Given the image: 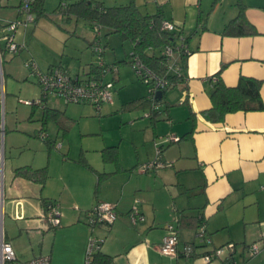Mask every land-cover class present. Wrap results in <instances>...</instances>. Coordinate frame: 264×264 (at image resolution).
<instances>
[{
	"label": "crops",
	"instance_id": "crops-1",
	"mask_svg": "<svg viewBox=\"0 0 264 264\" xmlns=\"http://www.w3.org/2000/svg\"><path fill=\"white\" fill-rule=\"evenodd\" d=\"M136 2L143 13L158 12L164 20H170L182 29L189 48L183 69L184 79L167 89L164 100L159 103L160 115L152 123L150 116L145 115L150 112L149 109H121L124 103L147 97L149 92L145 95V90L136 82L129 81L125 71L118 69L113 101L105 103L116 106V109L107 107L104 112L116 111V116L123 118L134 111H142L143 116L150 120V128H142L136 121L131 125L137 127L138 135L148 137L150 154L156 149L153 158L157 155L167 166L141 171L142 164L150 160V154L146 152L144 155L135 150L133 158H126L121 149L124 138L94 148L95 156L83 155L82 151H89V148H80L70 160L61 159L58 153L52 152L54 147L49 148L47 142L38 136L40 131L49 132L48 126L42 124L44 105L28 104L41 107H29V113L21 108L22 98L16 101L12 97L15 94L7 93L8 80L4 77L2 82L3 72H0L3 226L7 213L18 222L8 230L4 229L5 237L17 258L23 262L47 255L51 264H84L90 234L84 223L85 212L100 202H111L116 205L115 222L109 227L96 225L94 234L103 238L100 252L109 256L113 264H203L199 255L171 257L159 250L169 223L177 225L181 216L193 222L198 215L205 221L211 244L197 248L196 254L233 242L236 243L233 259L238 264H264V188H261L264 184V109L229 113L220 123L209 122L201 114L211 105L210 93L220 70L218 77L227 86L236 85L241 75L261 80L260 95L264 100V0ZM17 4L10 3V8L6 10L10 14L6 15L7 18L0 17V23L18 17ZM240 10L258 34L223 35L225 25ZM29 27L30 24L20 27L14 33L15 40L24 43L26 49ZM72 31L74 37L82 40L72 41V53L78 55L57 60L37 59L41 69L60 64L71 76L88 73L89 65L93 63L89 47L94 33L79 26ZM64 36L62 34V39L67 38ZM51 46V43L46 44L47 48ZM46 51L48 53L50 49ZM105 56L104 50L107 64L124 59L118 58L115 52L113 60H107ZM82 63L85 65L82 66ZM6 75L11 79L23 77L11 67ZM18 93L29 95L22 87ZM53 99L58 101L56 109L73 120L64 139L69 137L72 129L79 130L86 117L95 112L91 105L67 104L56 97L48 98L47 107ZM54 130L57 132L55 126ZM191 130L190 137L182 138ZM169 134L181 139L167 143L164 137ZM57 135L62 137L59 133ZM134 135L132 132L130 143L134 141ZM108 146H117V165L105 161L103 157L102 150ZM159 146L162 150L157 154ZM108 165L113 168L109 169ZM22 166L33 169L47 166L48 177L41 184L15 176V168ZM150 171L155 173L149 174ZM98 173L111 174L101 180L95 192ZM49 200L56 201L61 212L60 225L53 230L45 218V203ZM134 204L143 216V220L136 224L131 222L128 214ZM177 234L180 247L195 242L196 229L192 226H180ZM12 240L19 242L16 245ZM252 244L258 246L254 255L248 251V246ZM220 263L223 264V261L220 260Z\"/></svg>",
	"mask_w": 264,
	"mask_h": 264
},
{
	"label": "trees",
	"instance_id": "trees-1",
	"mask_svg": "<svg viewBox=\"0 0 264 264\" xmlns=\"http://www.w3.org/2000/svg\"><path fill=\"white\" fill-rule=\"evenodd\" d=\"M0 3H1V0H0ZM18 4H19V1H18ZM43 6H44V0H34L31 3V11L35 17H34L33 22L30 23V25H32L39 16H42L45 14ZM60 9H61V12L67 16H75L77 18H81L85 20L90 27H92L93 22H97L98 25L101 27V31L105 30V33H104L105 36H108L111 33H116L119 35L122 41H126L130 44L131 52L128 55V60L127 58H124L114 63L107 64L104 61V52H103L102 61L104 62L105 65L116 66L117 72H118L117 65L120 63H123V64L128 63L131 65L130 56L135 55L139 58V60L141 61L144 67L152 71L157 77L166 79L168 81V86L162 88L161 90L163 94L160 99H156L152 97L150 98L149 96L141 97V98H137V99L124 103L121 108L124 110H132L134 108L149 109L150 111L149 116H150L151 122L152 123L156 122L161 112L159 108V103H161L164 100L165 92L167 91V89L173 87L178 82L184 79V71H182L181 75L179 76L167 72V61H166L165 56L163 55V47L165 45L171 44L174 41V35L173 33H169L161 29V23L164 20L161 14L158 12L154 14L143 13L138 7L136 0H129L127 3L116 4V5H106L104 4V2L99 1V0H73L70 3H64L62 6H60ZM6 25L7 23H0V38H2V34H3L2 32H3V29L6 27ZM222 34L228 35V36H245V35H255V34H258V32L255 29V27L246 19L243 11L240 10L238 14L236 15V17L232 19L228 24L225 25V27L223 28ZM92 43L90 44V47H89L91 53H92V49H91ZM107 45H108L107 43L103 45L104 50ZM22 50L16 53H9L7 52L5 48V42H4V46L0 47V64L2 65L5 55L12 58L15 55H18L19 53H21ZM185 58L186 57L181 58V64L183 66V69L186 66ZM29 59H32V58H29ZM29 59H26L24 61V66L29 70L30 75H33L32 72L30 71V68L25 65V62ZM32 60L36 63V65L41 71H47L48 69H51L53 67H60V68H63L69 74L68 70L60 64L50 66L48 69L43 70L39 67L38 63L34 59ZM89 66L90 67L88 69V73L85 75H79L78 76L79 80H83L86 77L87 78L96 77L98 75L99 67L96 64L95 56L93 57V63L90 64ZM133 69L135 71L134 67ZM220 71L215 76L216 77L215 82L212 86V90L210 93L211 105L209 108L201 112L202 116L207 121L212 122V123H220L225 120V116L229 113H233L237 111H244V112L260 111L264 109V100H262L261 95H260V87L262 84L261 80L241 75L239 76L236 85L227 86L223 83L222 79L218 77V74H220ZM117 72L115 74L108 73L105 76V79L109 80L107 79V76L109 74H112L113 78L111 80L113 81V83H115ZM115 75L116 77H114ZM140 80L142 81V78H140ZM114 91H115V84L113 87V92ZM40 96H41V92H40ZM113 96H114V93H113ZM47 100L48 99H43L44 108H43L42 124L44 127H46L48 123L54 124L56 131H57L56 134L59 133L62 136V138H65L70 128L73 125V120L67 117L63 111H60L56 108L47 107L46 106ZM68 103H73V102H68ZM74 104H88V105H91L95 109L96 112H100L102 105L105 103H103L100 106L99 110L96 109V106L93 103L79 102V103H74ZM153 104L158 105V107L156 109H153ZM192 132L193 130L187 132V134H185L182 138L190 137ZM40 133H45L46 137L41 138ZM38 136L47 142L49 148L55 147L56 141L49 139V134L45 130L40 131ZM180 139L181 137H179L177 141H179ZM177 141H172V142H177ZM167 143H171V142H167ZM161 150H162V146H159V148L157 149V152H158L157 154H159ZM116 151H117V146H108L104 148L102 150V154H103L105 161H112L117 165ZM161 163H163L161 167L167 166L166 163L164 162H161ZM86 166L88 165L86 164ZM149 170H152V169H149ZM14 174L15 176L24 177L30 180L37 181L42 184L45 182V180L48 177V169H47V166H44L39 169H33L29 166H22V167L15 168ZM109 174L111 173H98V179L95 185V192L98 191L101 180L109 176ZM47 202L48 201H46V203ZM115 209H116V205H115ZM130 211L131 209L129 210V212ZM116 213H117V210H116ZM115 220L113 221V223L115 222ZM84 223L87 226L85 222V217H84ZM113 223L103 224V225L109 227ZM169 224H174V223H169ZM201 224L205 226V221L201 215H198L197 219H195L193 222H191L190 218L181 216L177 221V225L175 224L174 225L176 226V230L180 226H192L196 229V232H197V229L199 228ZM48 225H49V228L54 229L55 227L59 226L60 223L57 226H51L48 222ZM205 231H206V228H205ZM187 244L192 245L194 248V252L191 254V256L199 255L195 253L198 247L201 248L200 243L198 242L196 238V235H195V242H191ZM234 244L236 248V243ZM249 247L250 245L248 246V251H249ZM234 252L231 253L230 260L231 262L238 264L233 259ZM110 262H111V258L101 253L100 250L94 254L93 260H92V264H107Z\"/></svg>",
	"mask_w": 264,
	"mask_h": 264
},
{
	"label": "built area",
	"instance_id": "built-area-1",
	"mask_svg": "<svg viewBox=\"0 0 264 264\" xmlns=\"http://www.w3.org/2000/svg\"><path fill=\"white\" fill-rule=\"evenodd\" d=\"M34 0H19L17 6L18 17L14 20L7 22L6 27L3 29L2 40L5 42V48L9 53H16L25 47L24 43H18L15 40V31L20 27H26L33 22L34 14L31 11V3ZM91 29L94 33V41L91 49L93 55L96 57V64L98 68V75L96 77L85 78L79 80L78 76H70L63 68L53 67L47 71H41L36 63L29 59L25 65L30 68L41 90V96L35 101H24L26 104H39L44 105L43 99L49 97L62 98L65 103L73 102H88L93 103L96 109L99 110L103 103H111L113 101V87L112 80H106L105 76L108 73L115 74L117 72L116 66H107L102 61V54L104 47L101 43L102 31L97 22L92 23ZM161 29L169 33H173L174 41L171 44L163 47V55L167 61V72L174 75H181L183 66L181 58L189 54L186 37L179 26L170 20H163ZM131 65L135 68L137 76L142 78V81L149 87V97L155 98V93L158 90L168 86L166 79L157 77L152 71L144 67L135 55L130 56ZM158 105L153 104V109ZM149 113H146L148 116ZM41 138H45V133H40ZM178 137L175 135H168L164 138L165 142L177 141ZM61 143L55 144L56 148H60ZM163 163L160 161L150 162L141 167V171L155 169L161 167ZM264 188V184L261 185ZM3 200L0 197V264H51L50 258L47 255L38 256L23 262L17 258L14 249L10 242L5 239L4 226H3ZM60 208L59 204L55 201H48L45 205V218L51 226H57L60 223ZM117 216L115 204L111 202H100L92 209L86 211L85 222L89 227V237L86 243L85 262L84 264H92L93 256L101 248L103 238L96 236L93 231L96 225L111 224ZM129 218L133 224L143 220L138 207L134 204L129 212ZM196 238L202 248L208 247L211 244V239L205 231V226L201 224L196 232ZM199 248V247H198ZM235 244L230 242L220 246L210 247V249L203 250L199 254L203 260V264H210L211 262L219 259L223 264H236L231 262V253L235 251ZM162 254L178 257L180 254L183 256H191L194 248L190 244H183L179 246V239L174 224H168L166 233L162 238L159 246ZM258 252V246L252 244L249 247L250 255ZM107 264H113L112 262Z\"/></svg>",
	"mask_w": 264,
	"mask_h": 264
},
{
	"label": "rangeland",
	"instance_id": "rangeland-1",
	"mask_svg": "<svg viewBox=\"0 0 264 264\" xmlns=\"http://www.w3.org/2000/svg\"><path fill=\"white\" fill-rule=\"evenodd\" d=\"M73 0H48L45 3L44 0V12L45 14L42 16H39L37 20L30 25V27L27 29V37L26 42L28 45L27 49H24L21 53L18 55H15L14 57L10 58L9 56L5 55L4 61L2 62L0 72L2 74V82L4 77L8 80L7 85V93L15 94V96H12L17 101L18 98L21 101V108H25L26 111H30V108L32 106L34 109L41 108L38 105H28L23 104L24 100L29 101H35L40 97V87L36 82V79L33 75H30L29 70L24 66V61L26 59H29L31 57L34 58L36 62L37 59H66V57H72L77 56V54L72 53V41H75L76 39L82 41L78 37H74L72 35L74 28L76 26L79 27H86L89 29V31L93 32L91 27L88 25V23L81 19L77 18L75 16H67L61 12L60 6H62L64 3H70ZM104 2L106 5H116V4H123L126 3L128 0H100ZM18 2V0H1V6H0V17L1 18H7L6 15H9L6 10L9 7L10 3ZM105 30L102 31V39L101 43L102 45L108 44L105 47L106 56L105 59L107 60H113V52L116 53V56L118 58H127L131 51V46L128 42L122 41L118 34L111 33L108 36L104 35ZM62 34L66 39H62ZM52 44L51 48H47L46 44ZM4 46V41L2 38H0V47ZM83 50L85 49V46L83 45ZM114 48V49H113ZM46 49H50V52L47 53ZM54 50V51H53ZM53 52V53H52ZM93 56V55H92ZM94 57V56H93ZM85 64L82 63V66ZM118 69H121L123 72L125 71L127 78H129V81H134L137 83L138 87H141L144 91V94H148V85L145 84L140 80V78L136 75L133 67L128 63H120L117 65ZM9 67L13 68L14 72L20 73L21 76L18 79H11L6 75V73L9 70ZM119 76V74L117 73ZM112 74H109L107 76V79L111 80L113 77ZM116 77V75L114 76ZM12 80L10 82V80ZM9 82L11 84H9ZM115 84V83H114ZM24 88L25 94L29 95H20L18 93L20 88ZM5 91V89H4ZM39 94V95H38ZM59 101H62L59 99ZM115 101L117 102V95L115 96ZM114 101V102H115ZM57 102L54 99L50 100L48 102V106L52 108H56ZM61 104V103H60ZM28 105V106H27ZM3 106V105H2ZM107 107H111L113 109H116V106H108L104 105L103 110L100 114V112H94L93 114L86 117V120L81 124L80 129L76 130L75 128L71 130L69 137L67 139H64L62 137H58L54 130V124L48 123V129L49 134H51V139H55V143H61L62 142V148L57 150L55 147L53 149V153H58L59 157L61 159L70 160L73 158L72 156H75L76 153L80 150V148L85 149L89 148V151H82L83 155L88 154L87 156H95L96 150L94 148H101L102 146H105V144H112L117 142L120 138H124V145L122 146V154L123 156L133 158L135 150L138 152H142L144 155L146 152L150 154V142L148 140V137H144L143 135L139 134L137 131L136 126H132V122L136 121L138 122V126L144 128L149 127L150 128V120L147 117L143 116L142 111H134L133 114H126L123 118L120 117V115L117 117V112L112 113H105L104 110ZM121 114V112H118ZM127 113V112H125ZM133 115V116H131ZM146 115V114H145ZM134 128L136 129L134 131ZM141 128V129H142ZM132 132L135 133L134 135V141L130 143V138ZM138 137V138H137ZM137 138V139H136ZM132 140V139H131ZM135 142V143H134ZM166 145V144H165ZM70 149V152L68 153V150ZM67 152V153H66ZM66 153V155H64ZM154 153H156V149L152 151V154L149 156V161L145 162L142 165H146L150 162L160 161L163 162L157 155L155 158H153ZM81 156L83 159L84 156ZM153 158V159H152ZM148 160V159H147ZM59 165V164H58ZM141 165V166H142ZM109 169H112V165H108ZM163 169V168H162ZM153 170V169H152ZM149 174H154V171L148 172ZM15 223L18 224L15 220H12V218L7 213L4 218V229L8 230L9 227L15 226ZM53 230V228H51ZM13 241V240H12ZM19 241H13V244H18ZM203 261V260H202ZM213 264H221L220 260L217 259L213 262Z\"/></svg>",
	"mask_w": 264,
	"mask_h": 264
},
{
	"label": "water",
	"instance_id": "water-1",
	"mask_svg": "<svg viewBox=\"0 0 264 264\" xmlns=\"http://www.w3.org/2000/svg\"><path fill=\"white\" fill-rule=\"evenodd\" d=\"M162 91L161 90H158V91H156V93H155V98L156 99H160L161 97H162Z\"/></svg>",
	"mask_w": 264,
	"mask_h": 264
}]
</instances>
